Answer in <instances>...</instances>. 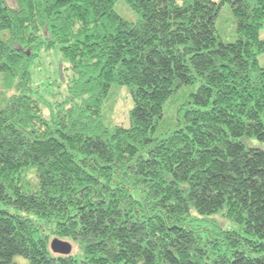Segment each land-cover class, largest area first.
<instances>
[{"label":"trees","instance_id":"obj_1","mask_svg":"<svg viewBox=\"0 0 264 264\" xmlns=\"http://www.w3.org/2000/svg\"><path fill=\"white\" fill-rule=\"evenodd\" d=\"M116 1L0 0V72L18 77L0 108V264H264V148L247 144L264 141V0H125L135 21ZM48 50L71 74L52 102L31 93ZM114 83L128 126L103 119Z\"/></svg>","mask_w":264,"mask_h":264},{"label":"rangeland","instance_id":"obj_2","mask_svg":"<svg viewBox=\"0 0 264 264\" xmlns=\"http://www.w3.org/2000/svg\"><path fill=\"white\" fill-rule=\"evenodd\" d=\"M115 10L128 20L135 21L138 18L137 12L125 1L117 0ZM218 32L224 41H234L237 38L236 22L232 10L228 4H223L216 19ZM8 30L0 31V38H6ZM261 36L264 37V27L261 29ZM260 64L264 66V53L259 55ZM68 75L62 69L61 56L55 50L44 51L41 58L36 61L32 76V91L35 96L50 102L60 99L66 93L62 84L67 83ZM18 77L8 72H0V108L5 105L10 95L16 92ZM199 81L185 85L178 89L164 104L163 118L159 122L156 134H162L172 128L176 123V114L179 105L187 98L188 94L195 91ZM133 104L131 93L126 85L114 83L111 93L106 100L103 109V119L105 124L129 125V109ZM247 144L264 148V141L257 138L248 139ZM27 264V259L17 256L14 263Z\"/></svg>","mask_w":264,"mask_h":264},{"label":"water","instance_id":"obj_3","mask_svg":"<svg viewBox=\"0 0 264 264\" xmlns=\"http://www.w3.org/2000/svg\"><path fill=\"white\" fill-rule=\"evenodd\" d=\"M51 248L54 252L68 254L72 250V245L68 240H63L58 237L52 239Z\"/></svg>","mask_w":264,"mask_h":264}]
</instances>
